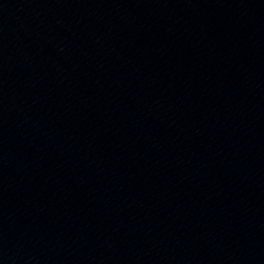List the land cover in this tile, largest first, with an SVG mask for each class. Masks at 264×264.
<instances>
[{
	"label": "water",
	"instance_id": "1",
	"mask_svg": "<svg viewBox=\"0 0 264 264\" xmlns=\"http://www.w3.org/2000/svg\"><path fill=\"white\" fill-rule=\"evenodd\" d=\"M0 264H264V0H0Z\"/></svg>",
	"mask_w": 264,
	"mask_h": 264
}]
</instances>
